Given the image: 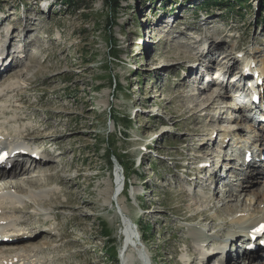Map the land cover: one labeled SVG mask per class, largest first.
Here are the masks:
<instances>
[{"label": "rangeland", "instance_id": "1", "mask_svg": "<svg viewBox=\"0 0 264 264\" xmlns=\"http://www.w3.org/2000/svg\"><path fill=\"white\" fill-rule=\"evenodd\" d=\"M205 1L127 0L111 14L109 0L76 8L65 0H0V55L7 60L0 66V130L49 151L35 164L23 158L18 175H35L42 185L26 176L24 188L12 190L29 202L37 192L50 206L37 203L32 218L7 214L34 234L26 245L56 238L39 260L264 264L258 253L240 257L248 234L233 222L243 215L249 224L264 213V161L251 162L249 174L245 152L243 170L231 157L254 134L235 115L232 96L208 107L210 92L194 82L196 71L206 81L210 68L240 69L250 57L264 74V0L232 8H206ZM217 85L210 87L222 90ZM205 156L217 181L207 171L194 176ZM43 164L55 169L42 172ZM48 174L56 179L47 182ZM128 226L138 238L126 248Z\"/></svg>", "mask_w": 264, "mask_h": 264}, {"label": "bare ground", "instance_id": "2", "mask_svg": "<svg viewBox=\"0 0 264 264\" xmlns=\"http://www.w3.org/2000/svg\"><path fill=\"white\" fill-rule=\"evenodd\" d=\"M201 55H202V58H203L204 53L201 54ZM227 58H228V56H227ZM221 70L222 69H219L218 71L221 72ZM202 75H203V73H200L199 76L202 77ZM235 76H236V78L239 77V73L236 74ZM259 76H260V72H259L258 77ZM221 86H222L221 87L222 88V92H218L219 89L213 90L210 86L207 87V91L210 92L208 97H207V99H206L207 101L210 102V103L208 102L209 103L208 107H211V105L213 106V104H215L221 98V96L224 97L227 94V90H225L223 88V85H221ZM197 105H199V103H197L195 105V107L193 106L192 110H195ZM241 117L244 119L243 115H241ZM243 119H241V120H243ZM2 126L4 127L3 124H2ZM8 131H9V129H1L0 130V136L1 135L5 136V134L3 132H7L8 133ZM15 132H16V130H15ZM20 134L21 133H19V135ZM33 134H35V138H36V131H32V135ZM28 135H30V134H28ZM9 136L10 137H6V141L9 139V143L8 142L4 143L0 139V144L4 143L5 146H8L11 143H15V144L16 143L17 144L20 143L19 140L16 139V137H11V135H9ZM40 138H41V136L38 135V137H37L38 141L40 140ZM49 159H50V161H51V159L53 160V158H49ZM44 161H45V163H51V162H46L47 159L46 160L44 159ZM246 163H248V162L246 161ZM13 164H14V166L10 170L0 168V182H1V180H5V181L14 180L16 182H13V185L17 186L15 188H20L21 189V188H24V183H22V181H23L22 179L24 177L28 176L26 179L24 178L26 183H29L31 185H35L36 184V186H41L42 185V183L39 182V180L37 179V177H35V175L33 177H31V175L26 173V174H23L22 176H18L19 173H21V171H25L26 170L25 169L26 167H25L24 163L20 160V158L14 160ZM246 165H247V168L249 170V174H252L253 169H254L253 165L250 162L248 164H246ZM38 167H36V168H38ZM39 169L42 170V172H48V170L49 171L54 170L55 166L53 164H50V165L43 164L42 166L39 167ZM202 171L203 170H201L200 172H202ZM48 176H49V174H48ZM53 176H54L53 174L50 175L49 178L47 179V182L55 180L56 177H53ZM121 181L122 180L119 178V182H121ZM2 185L3 184H1V186ZM10 185L11 184L8 183L6 188H8V186L9 187H13V186H10ZM6 188H2V190L3 189L5 190ZM39 196H43V195H40L37 192L36 193L35 192H31L30 198L33 199V201L29 202V200L27 198L25 199L23 196L13 193L12 188L9 189V192H6L3 195H0V219L3 220V218L5 216L7 217V214H9V212L10 213H19V214H24V215H27V213H28V218H32V215L29 212H30V209H32L37 203L41 202L42 206H48V205L50 206V202L51 201L48 202V200H46V199L45 200L44 199L40 200V199H38ZM24 201H27L28 203L24 202ZM20 203H22V204H20ZM23 205H24V208H26L25 210L22 208ZM226 206H227L228 209H230L232 211L234 210L233 208H235L234 205L231 206V205L227 204ZM36 213H37V211H36ZM193 218H194V216H193ZM247 220H249V218H247L246 216L242 215V216L238 217V219L236 218V220H234L233 222L239 224V228H244L243 229V233L246 232V234H248L246 236V239L249 241V243H252L255 240L254 238L257 236L256 233H254L253 229L256 228L255 230H257L260 227V225L262 223H264V213H263V216H259L258 218H253L252 221L249 224H245V222ZM24 225H26L25 221L21 220L19 222V224H17V221L16 222L15 221L14 222H10V223L7 222V224L2 225V229L0 228V232H2L1 230H4L3 231V235H7L8 236L10 234H7V232H12L11 235H15V237H16L9 244L0 246V264H46L43 261H40L36 257V255L41 249H43L42 247H43L44 244H50L56 238H54V237H50L49 239L46 238L47 239L46 241H41V242L38 243V245H35V246L34 245L33 246L32 245H26L27 242L32 241L35 236H34V234H29V235L26 236V233H28V232H23L22 229L18 228V227L24 226ZM132 231L133 230H131L130 227H129L128 231L125 232L124 236L126 238L125 239V241H126L125 247L126 248L128 247V245H131L132 247H134L133 245L136 244L135 241L137 240L136 237H137L138 233L132 232ZM134 238L136 240H134ZM257 238H258L257 240L264 239V235L261 236V237H257ZM1 241L4 242L5 239H1ZM259 247L261 248L260 245H259ZM122 256H123V260L126 261V259L124 257V253L122 254ZM210 257H212V256L210 255ZM208 260H209V258H208ZM248 260H249V263H252V258H250ZM229 264H232V263L230 262Z\"/></svg>", "mask_w": 264, "mask_h": 264}, {"label": "trees", "instance_id": "3", "mask_svg": "<svg viewBox=\"0 0 264 264\" xmlns=\"http://www.w3.org/2000/svg\"><path fill=\"white\" fill-rule=\"evenodd\" d=\"M66 1V4L69 5V7H78L79 4L81 6V3L84 1V0H65ZM104 2L107 1V0H103ZM110 3L108 6H110L112 9H111V14H114L115 11H117L119 9V7L121 6V4L123 3V1H127V0H109ZM206 0L205 3H202V6H205L206 8H210L212 6H215V5H226V7H230L232 8L233 6H236L235 4H241V5H244L245 3H247L248 0H235L234 3L230 0ZM93 2H96V0H88V4H91ZM249 5V4H248ZM247 5V6H248ZM201 6V5H200ZM243 16V15H241ZM108 72V71H107ZM126 126L127 123H125ZM116 154V152H110L108 154V158L110 159V161H112V156H114ZM119 160V159H118ZM148 228V227H147ZM114 249V248H113ZM116 254V252L114 253V255Z\"/></svg>", "mask_w": 264, "mask_h": 264}]
</instances>
